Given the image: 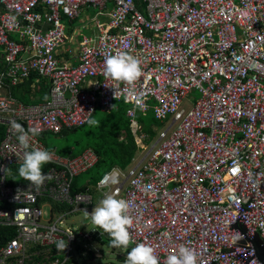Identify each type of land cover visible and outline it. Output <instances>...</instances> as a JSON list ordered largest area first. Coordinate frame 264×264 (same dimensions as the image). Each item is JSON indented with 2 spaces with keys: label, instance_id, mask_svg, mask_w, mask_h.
Instances as JSON below:
<instances>
[{
  "label": "built area",
  "instance_id": "1",
  "mask_svg": "<svg viewBox=\"0 0 264 264\" xmlns=\"http://www.w3.org/2000/svg\"><path fill=\"white\" fill-rule=\"evenodd\" d=\"M143 1L144 11L136 0H0L7 65L0 71V124L6 126L0 226L17 233L0 248V264L35 257L36 264H78L84 241L94 239L90 231L79 238L66 221L71 212L92 213L90 188L73 193L72 184L97 163V153L88 148L71 157L48 150L52 160L43 174L51 179L39 188L15 184L11 168L21 165L24 149L12 122L59 133L122 99L132 104L127 115L144 156L128 170L111 169L96 186L131 203L133 247L152 246L161 264L182 245L196 250L198 264H263L251 237L264 241V0ZM85 6L108 20L98 22L95 35H83L78 63L60 62L57 52L68 39L62 15L74 19ZM116 52L141 62L135 91L144 94V112L152 108L166 124L153 143L134 102L123 91L115 98L113 82L102 74L105 57ZM32 71L50 79L48 101L24 104L1 93L7 78L15 82ZM30 146L47 150L38 135ZM110 176L119 182H103ZM95 230L101 237L103 230ZM61 240L63 251L56 247Z\"/></svg>",
  "mask_w": 264,
  "mask_h": 264
},
{
  "label": "clouds",
  "instance_id": "2",
  "mask_svg": "<svg viewBox=\"0 0 264 264\" xmlns=\"http://www.w3.org/2000/svg\"><path fill=\"white\" fill-rule=\"evenodd\" d=\"M102 74L106 80L113 82L112 86L107 84L106 86L115 89V98L117 92L123 91L127 94V98L134 102L136 109L141 112L145 110L144 94L135 91L136 82L142 76L141 62L136 57L127 52L109 54L104 59ZM121 85L124 87L121 88ZM163 115V112H157V118ZM86 123L90 126L99 125V121L94 118H89ZM12 129L20 147L24 149L23 160L18 169L19 177L39 188L46 179H51L43 174L42 166L52 160V154L48 150L30 146L31 137L39 135L42 129L29 127L26 130L15 121L12 122ZM109 180L112 184L119 182L117 176L105 177L103 182L107 183ZM131 207V203L125 199H117L112 194L105 195L89 214L92 228L102 229L103 233L110 234L112 247L127 250L132 243L129 232L133 223L130 215ZM56 247L63 251L66 244L61 240ZM124 264H161V261L152 246L139 243L127 251ZM162 264H198L197 252L191 247L179 246L176 252L167 255Z\"/></svg>",
  "mask_w": 264,
  "mask_h": 264
},
{
  "label": "crops",
  "instance_id": "3",
  "mask_svg": "<svg viewBox=\"0 0 264 264\" xmlns=\"http://www.w3.org/2000/svg\"><path fill=\"white\" fill-rule=\"evenodd\" d=\"M136 3L140 7L141 10H143V11L145 10V3L143 0H138V2L136 1ZM114 6H115V4L113 2H111L108 4V9L111 10L112 8H114ZM84 8H86V7H84ZM84 8L82 9L80 15L74 19H69L66 15H62V18L64 19V22H65L66 33H67L68 39L66 40V43L57 52L58 59L60 60V62L70 61L71 63H78L79 62V53H80V40L82 39L83 35L84 34L95 35L96 33H98V27H97L98 22H104L105 20H108L107 16L98 15V12L92 14V12L89 9L84 10ZM40 26L42 27V29H46L48 27V24L47 23H41ZM11 37L13 39L20 41V42L26 43V45L29 47V42L26 40H23L17 33H12ZM24 56H25V54L23 55V57ZM6 70H7V65H6V62L3 60V51L0 50V71H6ZM85 87L87 88L88 85H86ZM50 92H51V81H50V79L45 77V76L40 75L36 71H32L31 74L29 75V77L22 78L20 80L15 81V82L13 80H10L9 78H7L5 80L3 88L1 89V93L3 95L11 96V97L15 98L17 101L24 103V104H37V103H41V102H46L50 99ZM116 101H119V100H116ZM125 103H127V102H125ZM127 104L130 105V107H128V109L132 107V104H130V103H127ZM128 109H127V111H128ZM135 112H136V119L137 120H138V118H137L138 112H140L141 114H146V112H144V111L141 112L139 109H135ZM152 112L154 115L153 110H152ZM138 122L142 127V131L147 132L144 130L142 123L139 120H138ZM0 125H3V124H0ZM65 130H67V129H65ZM63 131H61V132H63ZM61 132L55 133L52 131H46V132L40 133L38 136L42 140V142L45 144L47 150H49V151L54 150L57 153H59L58 152L59 148L73 149L74 141H71L70 142L71 144L69 146H66V147H64V146L56 147L54 145L48 144V137H49L50 133L62 134V135L67 134V133H61ZM131 132H132V129H131ZM147 133H149V132H147ZM132 134H133V132H132ZM82 135H83V133L79 134L77 137L82 136ZM4 136H5V134H4ZM4 136H3V138H4ZM133 136L135 139V143L137 145V151H136L135 155L132 157L130 164L125 169H123L119 166H114L113 168H121L123 170H128L129 168H131L135 164V162L138 159H140L141 157L144 156L141 152V148L138 145L134 134H133ZM2 140H1V142H2ZM1 142H0V144H1ZM59 154H61V153H59ZM61 155H63V154H61ZM64 156H67V155H64ZM44 165L42 166V168L44 167ZM48 165H49V162H48ZM19 167H20V165L13 166L11 168L10 181L15 183V184H25L27 181L23 180L21 177H19V174H18ZM82 173H80V174H82ZM79 182H80V180H79ZM87 182H88V179L83 184H86ZM83 184H81V185H83ZM88 188H90V191L93 194V197H94L93 198V205L95 207L99 203V201L104 197V195L101 193V191L98 190L96 183L89 185ZM99 192L102 195H100L101 196L100 199H97L96 197H97V195H99ZM54 214H55V216L57 215L56 212H54ZM71 214H72V212L68 216L69 219H70ZM66 223H67V221H66ZM0 227H11V226H0ZM69 227H70V225H69ZM12 228H14V227H12ZM14 229L16 230V228H14ZM95 229L96 228H90L89 231L95 230ZM96 231H98V230H96ZM101 235H102L101 239L97 236L93 237V238L102 240L105 237L107 240H109V238L106 237L108 234H103V232H101ZM108 247H110V249H111L110 252L112 254H114L118 251V248H115L112 246H108ZM131 248H132V246H131ZM128 249L130 250V247ZM32 250H35V248H32ZM91 257L92 258L90 260H87V261L92 262L95 258V255L93 254ZM122 258H125V256L122 254L117 255V259H122ZM39 259H40V257H35L32 260H30L28 262V264H36V262ZM94 264H105V263L97 262Z\"/></svg>",
  "mask_w": 264,
  "mask_h": 264
},
{
  "label": "trees",
  "instance_id": "4",
  "mask_svg": "<svg viewBox=\"0 0 264 264\" xmlns=\"http://www.w3.org/2000/svg\"><path fill=\"white\" fill-rule=\"evenodd\" d=\"M136 1L138 2V0ZM128 107L130 105L125 103L123 99L116 101L108 111L98 107L91 116V118L99 121L98 126H90L85 123L77 128H64V131L62 130L61 133L80 130L79 134L83 133V135L73 140V149L59 148V153L72 157L77 156L87 148H92L98 155L97 163L85 171L87 174L86 179H88L86 184H80L79 176L81 174L75 177L72 184L73 193L86 191L89 185L96 183L114 166L125 169L130 164L137 151V145L131 132L130 118L127 116ZM97 112H99L98 118L95 116ZM137 118L142 123L144 130L151 134L153 131L150 129V124L155 121V116L149 117L138 112ZM5 130V125H0V142L3 139ZM49 166L50 163L49 165L46 163L42 168V172L46 171ZM68 208L70 209L71 206H68ZM15 235L16 230L14 228L0 227V248Z\"/></svg>",
  "mask_w": 264,
  "mask_h": 264
},
{
  "label": "rangeland",
  "instance_id": "5",
  "mask_svg": "<svg viewBox=\"0 0 264 264\" xmlns=\"http://www.w3.org/2000/svg\"><path fill=\"white\" fill-rule=\"evenodd\" d=\"M86 8H84V10L89 9L92 14L93 13H97L98 9L91 7V6H85ZM63 19V18H62ZM64 22V19H63ZM65 23V22H64ZM153 102V101H151ZM152 108L149 109L148 112H146V116L151 117L153 115L152 112ZM96 118L99 117V112H97L95 114ZM165 122L155 119L154 122H151L150 124V129L151 131H153L150 134L151 137V143H153L155 140H157L158 136H159V132L161 131V129H163L165 127ZM81 131L77 130V131H73V132H69L66 135H61V134H54V133H50L49 137H48V144L49 145H54L56 147H61V146H69L71 143V141L74 140V138H76L79 133ZM86 177L87 174L82 173L79 177L80 180V184H83L86 182ZM102 195L99 192V195H97V199H100ZM94 209V205L92 204V211ZM67 223L70 225V228H72L76 235H78V237L80 238L79 233L80 232H87L90 230V228L93 227L91 220H90V216L88 215V213L86 211L83 210H79L77 212H74L70 215V219L68 218ZM107 239L104 237V239L99 240V239H90V240H85L84 244L87 245L86 249H85V253L83 255V258L81 255H79V259H78V264H94L97 262H102V263H107V264H124V260L126 259L127 256V251L131 250V246L133 247L132 243L129 245L130 250H124L122 248H118V251L114 254H112L110 251V247L107 246ZM95 255V258L92 262H89L87 260H90L92 257V255ZM122 254L125 256V258L122 259H117V255Z\"/></svg>",
  "mask_w": 264,
  "mask_h": 264
},
{
  "label": "water",
  "instance_id": "6",
  "mask_svg": "<svg viewBox=\"0 0 264 264\" xmlns=\"http://www.w3.org/2000/svg\"><path fill=\"white\" fill-rule=\"evenodd\" d=\"M90 233L93 234L94 237L98 235V231L96 230H91ZM106 237L109 238V240L107 241V246H111L110 234H108ZM99 238L101 239L102 237H99ZM251 240H252L257 258L264 264V241L261 240L257 234L253 235L251 237Z\"/></svg>",
  "mask_w": 264,
  "mask_h": 264
}]
</instances>
